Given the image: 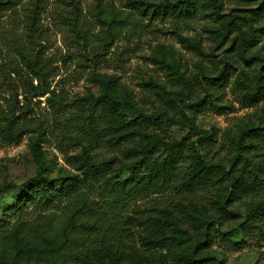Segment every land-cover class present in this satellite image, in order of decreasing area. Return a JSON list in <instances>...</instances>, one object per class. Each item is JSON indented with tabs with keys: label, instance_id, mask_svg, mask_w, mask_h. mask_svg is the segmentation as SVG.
Returning <instances> with one entry per match:
<instances>
[{
	"label": "rangeland",
	"instance_id": "374dc122",
	"mask_svg": "<svg viewBox=\"0 0 264 264\" xmlns=\"http://www.w3.org/2000/svg\"><path fill=\"white\" fill-rule=\"evenodd\" d=\"M2 1L5 3L0 6V186L6 182L23 183L38 172L33 151L35 133L25 134L18 142L11 141L3 132L5 117L20 114L19 125L32 122L44 129L40 154L48 164L47 179L58 184L63 177L80 173L72 157L84 145H89L92 153L112 157L120 155L127 144L115 142L116 120L106 119L110 130L97 117L90 118V106L80 105L78 99L100 95L102 87L97 78L111 75L112 87L120 99L131 96L137 106L155 112L158 108H170L173 103H180L174 94H182L186 89V83L164 63L171 57L191 78L192 90L203 95V87L208 85L209 96L207 103L195 106L186 99L187 117L184 122L170 124L173 128H168V138H186L192 129L190 121H195L200 129L213 134V149L233 153L235 138L242 128L264 125V97L253 102L246 89L236 83L240 73L252 78L260 71L264 74V0H218L219 10L214 0H196L192 15L168 12L160 16L145 15L142 8L130 4L132 0ZM260 5L263 8L259 9ZM37 7L40 19L38 33L34 35L28 29V21ZM246 14L254 16L253 39ZM114 17L120 23L112 37L101 19ZM238 35L243 39L242 50L239 40H234ZM183 38L192 39L200 48ZM243 49L249 56L259 53L262 61L258 60V64L247 61ZM38 52L50 89L57 96L54 106L48 103L42 106L39 98H33L26 114L25 108L16 110L15 95L29 94L32 85L40 84L27 62V57ZM226 70H230V75H224ZM122 112L134 116L129 106ZM109 113L106 109L105 114ZM128 172H123L121 178ZM214 191L213 188L196 192L177 190L172 182L157 186L131 183L111 189L101 182L80 178L47 208L31 205L21 216L13 214L11 221L21 220L39 236L36 230L55 236L67 228L71 240L67 257L59 264H71L77 254L103 235L127 246H140V228L130 216H144L162 206L172 207L182 198L209 201L215 198ZM21 195V190L0 195V223L6 209L17 204ZM70 217H74L73 222ZM231 236L235 241L242 239L238 230L232 231ZM170 247L159 246L151 252L160 259V255L173 254ZM181 249L182 246L178 247V252ZM211 253L214 259L209 264H264V241L252 240L250 247L228 255L215 243ZM32 261L36 260H28Z\"/></svg>",
	"mask_w": 264,
	"mask_h": 264
},
{
	"label": "trees",
	"instance_id": "16d2710c",
	"mask_svg": "<svg viewBox=\"0 0 264 264\" xmlns=\"http://www.w3.org/2000/svg\"><path fill=\"white\" fill-rule=\"evenodd\" d=\"M214 1L215 8L219 10L218 0ZM195 2L196 0H132L130 4L142 8L145 15L160 16L168 12L192 15L196 11ZM4 3L5 1L0 0V6ZM261 8L263 7L260 5L259 9ZM38 10V7L32 10L28 21V29L34 35L38 33ZM253 18V14H246L250 39L254 38L256 32L252 25ZM101 20L106 25L108 34L114 37L120 19L114 17ZM231 21L232 19L227 20L224 26ZM240 38L238 35L234 40H239L242 50L243 39ZM183 40L200 48L192 39ZM33 43L37 46L36 40ZM41 48L42 46L38 49ZM244 51L245 49L243 57L247 61L253 64H258V60L262 61L259 53L249 56ZM27 62L40 84L32 85L29 94L15 95L16 110L25 108L26 114L33 98L48 94L47 103L54 106L57 96L56 91L50 89L51 84L47 81L40 53L27 57ZM164 63L178 79L186 83L182 94H174V99L180 103H173L170 108H158L155 112L137 106L131 96L120 99L112 87L114 82L111 75L97 78L102 87L100 95L89 94L78 99L80 105L90 106L89 117H97L103 126L108 124V118L116 120L118 124L113 128L115 142L125 141L127 144L120 155L112 157L92 153L89 145H84L82 151L72 157V162L80 173L65 176L58 184L47 179L48 164L40 154L39 145L45 141L44 129L32 122L27 124L24 121L19 125V120L22 119L20 114L5 117L3 132L11 141L18 142L25 134L35 133L32 136L33 151L38 172L23 183L6 182L0 186V195L10 190L22 191L19 202L6 209L3 222L0 223V264H59L66 259L71 240L67 228L55 236L45 235L38 230L36 231L41 235H34L21 220L12 223L11 216H21L31 205L47 208L60 194L73 188L80 178L101 182L111 189L122 188L131 183L157 186L171 182L177 190L189 192L213 188L215 198L209 201L182 198L172 207L162 206L144 216H130L140 228V246H127L103 235L98 242L88 245L77 254L71 264H209L214 259L211 251L215 243L219 244L224 255H228L250 247L252 240L264 241V125L252 124L242 128L235 138L233 153L213 149V134L200 129L195 121H190L192 129L186 138H168L167 130L173 128L170 124L175 121L184 122L187 117L185 102L188 101L193 106L207 103L209 87L204 86L203 95H198L190 86L191 78L181 70L175 57ZM223 73L230 75V70ZM236 83L246 89L253 102L264 97L262 71L253 78L240 73L236 77ZM19 95H23L26 104L20 106ZM126 106L134 112L133 117L122 112ZM106 109L110 112L108 115L105 114ZM108 127L111 130L109 124ZM125 171L129 172L122 179L121 175ZM73 221L74 217H70V222ZM231 224L236 226L231 228ZM235 230L240 232L241 240H233L231 232ZM186 242H190V245H186ZM167 244L171 246L170 252L173 251V254L160 255V259H157L151 249ZM181 246L182 249L178 252V247ZM33 258L36 261L29 263L28 260Z\"/></svg>",
	"mask_w": 264,
	"mask_h": 264
},
{
	"label": "built area",
	"instance_id": "2783aa9c",
	"mask_svg": "<svg viewBox=\"0 0 264 264\" xmlns=\"http://www.w3.org/2000/svg\"><path fill=\"white\" fill-rule=\"evenodd\" d=\"M47 96H48V94L45 95V96H42V97H37V98H39L42 106H46L47 105ZM19 100H20V104L22 105L24 103L23 95H19Z\"/></svg>",
	"mask_w": 264,
	"mask_h": 264
}]
</instances>
